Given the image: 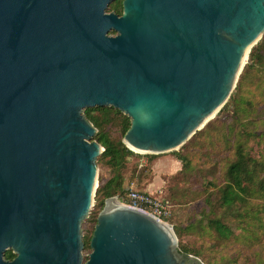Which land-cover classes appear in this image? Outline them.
Returning a JSON list of instances; mask_svg holds the SVG:
<instances>
[{
    "label": "water",
    "instance_id": "95a60500",
    "mask_svg": "<svg viewBox=\"0 0 264 264\" xmlns=\"http://www.w3.org/2000/svg\"><path fill=\"white\" fill-rule=\"evenodd\" d=\"M111 1L0 0V264H204L116 195L83 258L103 150L84 110L128 116L132 151L178 149L227 101L264 0Z\"/></svg>",
    "mask_w": 264,
    "mask_h": 264
},
{
    "label": "trees",
    "instance_id": "16d2710c",
    "mask_svg": "<svg viewBox=\"0 0 264 264\" xmlns=\"http://www.w3.org/2000/svg\"><path fill=\"white\" fill-rule=\"evenodd\" d=\"M224 111L231 117L225 141L232 149L221 181L207 182L203 197L206 204L205 228L217 243L223 246L231 244L230 247L233 248H237L233 245L237 239L235 229H240L251 235L252 240L246 246L253 247L264 243V32L250 48L248 61L219 112ZM84 114L97 130L93 138L103 148L96 162L110 171L105 180L99 181L98 177L94 199L100 211L105 198L121 195L124 191L123 169L128 157L135 154L122 141L130 121L128 116L112 106L85 108ZM236 124L241 126L239 130L233 127ZM216 128L215 122H207L177 150L172 151L180 163L179 172L172 179L192 167L191 158L196 151L189 149L184 152L185 146ZM113 129L116 130V135L112 134ZM192 152V156H189ZM168 196L164 198L171 207L172 195L169 193ZM174 231L178 236V231ZM84 245L89 246V240L84 241ZM243 247L234 249L228 261L237 260L238 264H246L249 255L255 253L249 248L251 253L247 255L241 249ZM183 250L190 252L185 248ZM260 254L261 250H257L256 257L250 264H264V255ZM4 256L10 259L13 253L6 250Z\"/></svg>",
    "mask_w": 264,
    "mask_h": 264
},
{
    "label": "rangeland",
    "instance_id": "374dc122",
    "mask_svg": "<svg viewBox=\"0 0 264 264\" xmlns=\"http://www.w3.org/2000/svg\"><path fill=\"white\" fill-rule=\"evenodd\" d=\"M112 8L113 4L111 1L108 4L107 11H111ZM219 111L207 121L215 122L217 128L210 129L208 134L202 135L194 142L190 141V144L185 146L184 152L189 149H193V152L196 151L193 156V152L189 155L192 156V167L190 169L184 170L180 176L172 179L179 172L180 165L179 168H169L168 171L162 168L168 159L174 157L172 151L157 154L134 151L135 154L128 157L123 169L124 188L133 187L138 190L148 191L147 187L151 186L153 188H151L152 191L150 193L156 196L169 197V193L172 195V206L166 222L172 227L173 231L174 229L178 231V236L175 234L177 239L176 247L181 253L192 255L198 253L195 256L204 264H238L237 260L229 262L228 259L234 249L245 246L241 249L246 251L247 255L251 253L249 248H252L253 253H255V255H249V259L246 261V264H250L253 258L256 257L257 250H261L260 256L264 255V243L248 247L246 245L252 240L251 235L240 229H235L237 239L233 245L237 248L230 247L231 244L223 246L217 243L212 234L205 228L206 216L204 210H206V204L203 197L206 192L207 182L210 180H214L216 183L221 181L225 163L232 149L225 141V138H228L226 132L231 117L228 112ZM233 127L237 130L241 128L239 124ZM111 132L113 135L117 134L115 129ZM96 164V184H98V177L99 181H103L109 176L110 171L101 163L96 162ZM156 184L159 185L156 186ZM98 212L99 208L95 205L94 199L88 216L81 223L83 242L89 240L88 238L94 228ZM183 248L190 252H185ZM89 252L90 247L84 245L82 250L84 259Z\"/></svg>",
    "mask_w": 264,
    "mask_h": 264
},
{
    "label": "built area",
    "instance_id": "2783aa9c",
    "mask_svg": "<svg viewBox=\"0 0 264 264\" xmlns=\"http://www.w3.org/2000/svg\"><path fill=\"white\" fill-rule=\"evenodd\" d=\"M116 196L120 204L149 213L163 222L170 215V206L164 196H156L133 187L124 188L123 193Z\"/></svg>",
    "mask_w": 264,
    "mask_h": 264
},
{
    "label": "crops",
    "instance_id": "0c3cea01",
    "mask_svg": "<svg viewBox=\"0 0 264 264\" xmlns=\"http://www.w3.org/2000/svg\"><path fill=\"white\" fill-rule=\"evenodd\" d=\"M179 161L175 158V157H171L170 159H168L164 164H163V167L165 171H168L169 168H179ZM159 184H156V186H158ZM151 186H148L147 189H149L148 191H152L151 190ZM147 191V192H148Z\"/></svg>",
    "mask_w": 264,
    "mask_h": 264
},
{
    "label": "flooded vegetation",
    "instance_id": "af4514ba",
    "mask_svg": "<svg viewBox=\"0 0 264 264\" xmlns=\"http://www.w3.org/2000/svg\"><path fill=\"white\" fill-rule=\"evenodd\" d=\"M112 4H113L112 10L115 13H117V14H121V11H122V0H113ZM13 256H14V254H13ZM13 256L10 259H12Z\"/></svg>",
    "mask_w": 264,
    "mask_h": 264
}]
</instances>
